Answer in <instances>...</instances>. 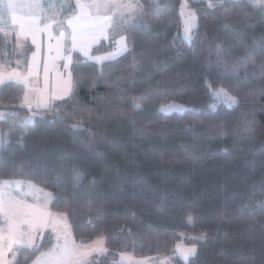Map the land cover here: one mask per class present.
<instances>
[{
	"label": "trees",
	"instance_id": "obj_1",
	"mask_svg": "<svg viewBox=\"0 0 264 264\" xmlns=\"http://www.w3.org/2000/svg\"><path fill=\"white\" fill-rule=\"evenodd\" d=\"M180 1L137 0L142 16L119 31L129 50L114 59L74 52L72 91L52 108L30 115L22 85L0 86V179L54 195L48 208L65 214L75 241L104 237L107 251L89 264H123L119 252L167 254L177 243L197 253L174 264H264V11L249 0L214 8L190 0L198 24L189 43ZM115 37L92 51L111 48ZM1 41L2 61L14 44ZM30 48L25 41L23 62ZM209 84L238 102L216 103ZM170 101L185 110L160 112ZM51 240L46 233L15 264H29Z\"/></svg>",
	"mask_w": 264,
	"mask_h": 264
},
{
	"label": "snow or ice",
	"instance_id": "obj_2",
	"mask_svg": "<svg viewBox=\"0 0 264 264\" xmlns=\"http://www.w3.org/2000/svg\"><path fill=\"white\" fill-rule=\"evenodd\" d=\"M224 0H209L208 7L214 8L222 4ZM25 5L17 2V0H8L4 5L7 11L11 13L12 22L18 25L19 34L32 37V43L37 45V33H47L50 40L55 39V45L49 46V52L53 50L57 53L54 59H62L64 67L67 69L69 65L74 63L73 53L80 52L89 59L95 61H107L114 59L117 55L127 52L129 45L126 37H121L116 41L117 49L115 52L105 56L92 57L89 52L92 46L104 37L107 31L115 26L114 21L117 16L130 17L124 21L126 24L135 23L137 13L142 16L143 6L130 2H121V0H77L76 11L66 21L53 19L50 23H46L41 27V20L36 16L17 15V12ZM27 7H38L37 4H28ZM251 7H259L264 11V0H251ZM199 11V10H197ZM198 19L195 11L188 13L185 20L183 39L191 42L192 33L197 27ZM53 30H59V36L53 37ZM64 53H67L65 56ZM224 59L227 67V58ZM40 60L36 53H33L32 62L29 64L26 73H21L18 70L4 74L3 66L0 65V86L4 84L23 85L27 91L25 92L24 103L31 109L33 104L37 110L52 108L55 102L61 99V96L49 94L47 89L39 87H30L31 78L36 74ZM49 68L45 61V84L47 85V74ZM71 76V73L69 74ZM66 83L63 89V96H69L72 91L71 79ZM211 95L216 103H223L228 107L236 104L237 98L230 94L224 87L212 88L209 84ZM162 93L157 92V95ZM135 109H140L141 105L134 103ZM215 108L216 104L210 105ZM183 112L185 109L182 105L176 102L161 104L159 111L168 114L171 111ZM5 113L0 112V120L5 117ZM26 124L32 123V118H26ZM80 125L74 124L73 128ZM4 142L0 141V145ZM78 183L81 177L74 178ZM23 185L22 181H0V264H15L19 255L24 252H34L43 243V238L49 229L55 236V243L47 252H42L36 258L33 264H89L90 258L94 254H102L107 251L103 247L106 240L104 237H98L95 241L89 244H77L70 237L67 231V226L63 223L66 219L63 213H52L48 206L54 204L56 197L51 193H43V203H27L25 199L18 198V190ZM33 189L35 186L27 185ZM36 191H42L36 189ZM25 195H33L32 192ZM35 200L39 201L41 197L34 196ZM248 208L247 204L241 205V211ZM260 210L264 211V203L259 205ZM254 211V210H251ZM189 223L191 219L189 218ZM40 241H37V237ZM194 240H204V234L200 236L189 237ZM177 252L185 261L197 253L196 245L190 247L177 244ZM8 256L12 260L7 259Z\"/></svg>",
	"mask_w": 264,
	"mask_h": 264
},
{
	"label": "rangeland",
	"instance_id": "obj_3",
	"mask_svg": "<svg viewBox=\"0 0 264 264\" xmlns=\"http://www.w3.org/2000/svg\"><path fill=\"white\" fill-rule=\"evenodd\" d=\"M136 1L137 0H130V2L133 4H135ZM206 1L209 2V0ZM249 1L251 2V0ZM17 2L25 5L17 12V15L36 16L41 20V27H43V25L46 23H50L53 19L66 21L68 17L72 16L76 11H78V9L76 8L77 0H17ZM121 2L126 3L129 2V0H121ZM7 3L8 0H0V37L2 40L1 41L2 45L9 44L11 38H13L14 46L12 48V51L14 52L11 51L10 54H8L9 56L7 55L3 58L2 61L0 60V65L3 66L4 74L7 75V73L12 72L13 70H18L21 73H26L29 64L32 62L33 53H36L38 59L40 60V64L38 69H36V74L31 78L30 87H39L41 89L46 88L49 94L54 93L58 96H61V99L66 98L67 96H63V89L66 86L65 82L71 79V76H69V74L71 73V69H70L71 65H69V67L65 69L64 61L62 59H54L57 53L54 50L51 53L49 52V46L55 45V39L50 40L49 35L47 33H37L36 38H37V44L39 45L38 48L37 45H34L32 43L31 35L29 36L20 35L18 25L13 24L11 13H9L6 7H4V5H6ZM28 4H37L38 7L29 8L27 7ZM70 4H71V12L65 13L66 8ZM191 11H195V9L194 7H192L190 0H181L178 7V12L181 18L180 34L182 38L185 27V20L187 18L188 13ZM60 13L62 14L61 16ZM127 19L130 18L117 16L114 21L115 26L111 28L110 31H107L104 37H102L97 43H95L92 46L93 48L101 41L103 40L106 41L108 38L113 37V35H115L116 37L114 38V44L111 46V48L100 52H93L91 48L89 55L92 57H99L115 52L117 49L116 41L120 40L121 37H126L124 34L119 33V31L127 25L126 23H124V21ZM52 35L53 37L59 36V30H53ZM25 41L29 42L31 48H30V53L27 57V61L23 62L21 48ZM76 53H79L83 57L89 59L80 52H76ZM64 55L66 56L67 53H64ZM89 60L94 61L96 63H101L100 61H95L92 59ZM45 61H47L49 68L47 74V85L45 84V72H44ZM23 89L24 91L20 105L25 107L28 106L27 104L24 103L25 92L27 91V89L24 86ZM170 102H175V101H170ZM170 102L163 104H168ZM176 103L184 107L183 104L179 102ZM32 109L37 110L35 104H33ZM0 112L3 111L0 110ZM0 181H22L23 185L18 190L17 195L18 198L25 199L27 203H43V193H50L46 190H43L39 186L35 185L31 181L20 180V179H0ZM27 185H33L35 187L33 189H30L27 187ZM36 189L42 191H36ZM29 192H32L33 195H25V193H29ZM34 196H39L41 197V199L37 201L33 198ZM52 213L59 214L58 212H52ZM63 223L67 226V231L70 237L74 239L67 218ZM45 233L50 234L52 238L49 247L41 251L29 264H33V262L36 260L38 256H40L42 252H47L50 248H52L53 244L55 243L54 234H52L49 229H46ZM97 238H95L93 241H95ZM36 239L37 241H40L41 238L38 236ZM75 242L77 244H81L80 242L77 241ZM91 242H86L85 244H89ZM177 244L187 247L194 245V244H184V243H177ZM177 244L175 245L172 252L167 254L155 255V256H138L132 253L119 252L117 254L115 261L123 264H174L173 258L179 257L182 261L185 262L183 257H181L177 252L176 249ZM98 255H100V253L94 254L92 257H96ZM7 259L11 261L12 257L8 256Z\"/></svg>",
	"mask_w": 264,
	"mask_h": 264
},
{
	"label": "water",
	"instance_id": "obj_4",
	"mask_svg": "<svg viewBox=\"0 0 264 264\" xmlns=\"http://www.w3.org/2000/svg\"><path fill=\"white\" fill-rule=\"evenodd\" d=\"M25 110H27L30 115H35L36 114V112H33L28 106H25Z\"/></svg>",
	"mask_w": 264,
	"mask_h": 264
}]
</instances>
